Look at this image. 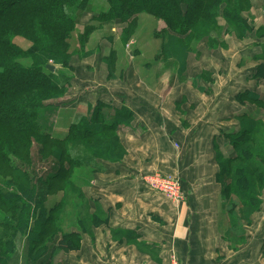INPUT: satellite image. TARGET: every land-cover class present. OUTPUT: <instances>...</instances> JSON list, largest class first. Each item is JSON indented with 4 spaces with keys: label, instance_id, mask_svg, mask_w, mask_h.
Listing matches in <instances>:
<instances>
[{
    "label": "crops",
    "instance_id": "1",
    "mask_svg": "<svg viewBox=\"0 0 264 264\" xmlns=\"http://www.w3.org/2000/svg\"><path fill=\"white\" fill-rule=\"evenodd\" d=\"M251 1L255 32L241 39L227 34L210 56L202 51L208 62L189 82L162 87L136 82L135 92L128 86L121 91V79L109 74L104 57L95 63L105 76L91 69L89 76L82 71L77 76L76 69L66 102H51L59 110L52 132L57 135L62 122L60 130L68 131L103 102L117 118L118 112L129 116L118 126L126 153L116 162L99 158L98 169H74L73 184L86 208L65 209L63 232L73 234L78 246L52 247L46 264H170L173 258L181 264H264V188L244 232H234L217 177L219 156L233 148L225 134L241 129L238 117L248 112L264 122V37L256 33L264 27V0ZM95 63L85 60L82 66ZM245 91L262 104L241 102L238 95ZM159 171L181 179L183 203L173 204L143 183L145 175ZM61 201L47 199L46 207Z\"/></svg>",
    "mask_w": 264,
    "mask_h": 264
},
{
    "label": "trees",
    "instance_id": "2",
    "mask_svg": "<svg viewBox=\"0 0 264 264\" xmlns=\"http://www.w3.org/2000/svg\"><path fill=\"white\" fill-rule=\"evenodd\" d=\"M98 2L0 0V179L4 173L11 175L4 185L0 184V211L7 214L0 218V264L6 263L11 252L16 250L14 239L19 232L28 233L31 253L38 245L45 246L49 237L51 242L53 238L58 241L59 249L62 246H78L73 234L61 229L58 211L62 201L48 208L45 198L61 191L72 180L75 167L93 166L98 169L99 158L111 162L121 160L118 126L120 120L129 117L118 112L117 118L116 114H110L108 105L100 102L92 112L73 121L65 135L57 136L44 130L39 122L40 111L65 94L71 77L58 69L49 70V63L44 60L36 62L31 58L32 62L25 63L22 59L28 57L30 50L23 49L15 42L16 35L22 34L33 42V54L48 53L68 67L72 55V33L77 25H81L85 14H90L91 19L84 22L83 37L92 30V24L98 22L123 23L127 25V31L136 24L142 13H147L164 23L165 28L158 33L165 41L161 55L173 56L179 71L184 73L189 53L198 47L202 39L207 38L211 48L220 45L213 34L215 30L221 29L224 34L241 39L254 33L256 28L251 0ZM262 31L264 27H259L256 33ZM238 96L241 102H262L260 97L249 91ZM238 119L241 129L225 134L233 148L229 154L219 156L220 171L217 177L227 196L226 210L232 229L242 233L250 214L258 210L261 204L259 194L264 188V144L256 136L262 122L260 118L244 112ZM33 142L40 144L38 155L43 160L51 159V155H47L48 150L55 147L46 179L38 180L42 183V193L35 186L36 177L29 173L35 170V161L28 152ZM17 160L27 162V167ZM19 173L26 176L29 185L24 190L16 191L11 181L14 182L13 176L17 177ZM46 254H33V264L38 261L44 264L47 260L42 259L46 258Z\"/></svg>",
    "mask_w": 264,
    "mask_h": 264
},
{
    "label": "rangeland",
    "instance_id": "3",
    "mask_svg": "<svg viewBox=\"0 0 264 264\" xmlns=\"http://www.w3.org/2000/svg\"><path fill=\"white\" fill-rule=\"evenodd\" d=\"M100 4L103 3V0H98ZM97 3V4H98ZM98 8V7H97ZM86 16L81 22V25H77L74 28V31L72 33V38L70 40L71 48H72V55L70 57V63L68 67H65L62 63V61L58 58H54L53 56H50L48 53L38 55L32 51V49L35 47L33 42L25 37L22 34L15 36V42L21 46L25 50H30L28 57H24L22 60L25 63L32 62L34 58L37 61H46L49 64L55 66V70L58 69V71H62L66 73L69 77L72 78L73 75L76 73L77 69V76L80 74V71L83 73H86V75L89 76L90 72L89 70H93L94 74L96 75L97 71L100 70L101 75H104V72L101 69L100 64L95 63L97 61V57H104L106 60V70L109 71L110 75L112 77H117L119 80L121 79V85L124 90L121 91H127L126 87L133 88L135 85H132L133 83L138 82L139 85L142 86H150V87H162L165 84L173 85L177 80H181L183 82H189L188 78L190 76L196 75L199 71H201L203 65H206L208 62V58L202 57L206 51H208V56L213 51H216V47L210 46V42L207 40V38H204L200 41L198 44V47H195L192 52L189 53L187 64H186V70L184 73H181L178 69L179 65L176 61V59L173 58V56L169 55H161L162 46L165 44V41L162 40V37L158 35L159 31L164 29V23L162 20L158 19L157 17H153L150 14L142 13L140 17L137 19L136 24H134L132 27L128 28L129 30L125 31L127 29V25L119 22H112V23H93L92 24V30L88 32L86 36L83 37V34L85 33V29L83 28L84 22L88 20V17L90 14H85ZM253 24L256 25L257 19L253 18ZM222 24H225L222 22ZM257 27V26H256ZM256 29V28H255ZM214 36L217 37V40L219 44H222L223 38L227 35L224 34L221 29L214 31ZM257 35L264 37V31L257 33ZM249 37L248 39H250ZM253 39V38H251ZM255 40V39H253ZM243 44V43H242ZM228 45V44H227ZM210 46V47H209ZM230 47H232L230 45ZM199 48V50H198ZM34 50V49H33ZM204 54H203V52ZM201 52V53H200ZM200 53V54H199ZM136 58H139L137 63L135 62ZM85 60H89L90 62L93 61L95 64H92V67L87 68L82 66V62ZM210 61V59H209ZM76 65V67H75ZM247 64H245L246 66ZM86 66V65H85ZM224 66V65H221ZM252 63L249 64L248 67H251ZM97 70V71H96ZM98 75L100 73L98 72ZM94 78V77H93ZM138 78V79H137ZM89 80V79H86ZM97 80L92 79L90 77V83H93L91 85L98 86ZM99 83V82H98ZM125 86V87H124ZM116 88V87H114ZM113 88V89H114ZM118 88V87H117ZM68 91V88L64 95L58 97L63 98L64 102L67 99L66 93ZM134 91V88L132 90ZM57 98V99H58ZM51 103L46 105L44 108L49 107L47 113L42 114V110L39 113V122L42 126V128L45 130L53 131L54 127L58 122V113L59 110L51 107ZM63 113V112H62ZM69 117L68 115H65L63 118ZM66 122H62L59 125L58 131L56 132L57 135H64L67 131L60 130V127ZM52 132V133H53ZM257 138L261 140V143L264 144V122H261L260 129H258V133H256ZM121 142V141H120ZM122 147V156L124 157V154L126 153L125 147L123 143L121 142ZM39 148L40 144L37 142H33L31 149L29 148V155H32L34 161H35V167L34 172L33 169L29 173H31L32 176H35V186L43 192L41 188V184L38 180L39 179H46V172L49 167H51V160L52 156L55 153V147H52L50 150H48V156L51 159H41L39 157ZM22 157H20L21 159ZM26 160V158L24 159ZM21 161V160H17ZM20 164L23 163L25 165V168L27 167V162H24L23 160L19 162ZM75 168H82L85 169V166H78ZM74 168V169H75ZM72 180L67 182L61 191L51 193L46 196L45 202L47 203V199L49 200H62V206L61 209L58 211V215H60L62 226L61 229L64 231L66 217L64 215L65 209H73V207L77 206V210L84 211L85 207V200H83V203L80 204L77 186H74V170ZM161 172V171H159ZM155 172V173H159ZM4 173V172H3ZM2 173V174H3ZM5 174V173H4ZM3 174V177L0 179V184L4 185L5 181L9 178H11V175L7 173L6 175ZM153 174V173H151ZM12 179L14 182L11 181V184H13L16 191L18 190H24V188H27L28 180L26 176L22 173H19L16 176H13ZM20 181H19V180ZM38 181V182H37ZM11 184H8V186H11ZM83 198V194L81 195ZM2 211V210H1ZM0 211V218H4L6 216V212ZM33 223V222H32ZM34 224V223H33ZM33 224L30 225V228L33 227ZM0 230L2 228L0 227ZM1 232V231H0ZM50 238V237H49ZM45 243V246L38 245L37 249H34V251L31 253L30 248V240L28 238L27 232H19L16 234V237L14 239L16 250L14 252H11L10 258H7L6 263L4 264H33V256L34 255H48L49 252L52 250V245L55 244V247L58 244V241H54V238L52 242L49 240ZM55 242V243H54ZM57 244V245H56ZM57 252V251H56ZM34 254V255H33ZM42 260H47V258L43 257ZM40 261L36 262V264H39ZM44 263V262H43ZM47 261H45L44 264H46Z\"/></svg>",
    "mask_w": 264,
    "mask_h": 264
},
{
    "label": "built area",
    "instance_id": "4",
    "mask_svg": "<svg viewBox=\"0 0 264 264\" xmlns=\"http://www.w3.org/2000/svg\"><path fill=\"white\" fill-rule=\"evenodd\" d=\"M143 183L152 191L162 193L173 204L179 205L186 199L183 183L177 176H172L163 172L145 175ZM170 264H181L179 260L173 258Z\"/></svg>",
    "mask_w": 264,
    "mask_h": 264
},
{
    "label": "water",
    "instance_id": "5",
    "mask_svg": "<svg viewBox=\"0 0 264 264\" xmlns=\"http://www.w3.org/2000/svg\"><path fill=\"white\" fill-rule=\"evenodd\" d=\"M47 68L51 71H55V66L51 65V64H47Z\"/></svg>",
    "mask_w": 264,
    "mask_h": 264
}]
</instances>
